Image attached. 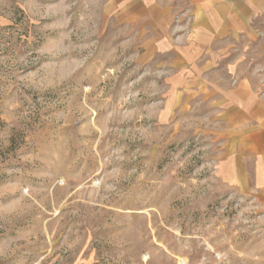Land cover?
<instances>
[{
    "label": "rangeland",
    "instance_id": "rangeland-1",
    "mask_svg": "<svg viewBox=\"0 0 264 264\" xmlns=\"http://www.w3.org/2000/svg\"><path fill=\"white\" fill-rule=\"evenodd\" d=\"M108 2L0 0V264H264L208 114L172 112Z\"/></svg>",
    "mask_w": 264,
    "mask_h": 264
},
{
    "label": "crops",
    "instance_id": "crops-1",
    "mask_svg": "<svg viewBox=\"0 0 264 264\" xmlns=\"http://www.w3.org/2000/svg\"><path fill=\"white\" fill-rule=\"evenodd\" d=\"M183 9L193 19L175 39ZM103 10L115 13L122 49L163 68L172 112L208 114L222 179L264 218V0H109Z\"/></svg>",
    "mask_w": 264,
    "mask_h": 264
}]
</instances>
